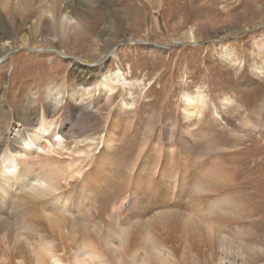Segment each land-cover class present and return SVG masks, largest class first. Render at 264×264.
<instances>
[{"label":"bare ground","instance_id":"obj_1","mask_svg":"<svg viewBox=\"0 0 264 264\" xmlns=\"http://www.w3.org/2000/svg\"><path fill=\"white\" fill-rule=\"evenodd\" d=\"M31 8L38 16L20 35L27 46L35 45L37 35L70 40L87 6L75 0H0V54L16 41V30L5 25L21 24ZM188 38L197 36L190 31ZM250 46L264 52L262 39ZM124 75L73 64L47 95L59 97L64 86L80 105L30 101L12 109L2 92L0 264H264V97L243 106L218 98V113L234 111L238 123L223 117L230 128L217 133L222 143L191 155L188 148L206 137L205 116L215 111L204 97L186 93L180 119L167 122L168 147L152 142L156 122L146 121L143 143L131 160H123L118 151L128 148L124 137H134L140 109L136 85ZM119 90L123 94L114 102ZM95 94L102 95L106 113ZM96 115L105 126L94 149L88 140Z\"/></svg>","mask_w":264,"mask_h":264},{"label":"rangeland","instance_id":"obj_2","mask_svg":"<svg viewBox=\"0 0 264 264\" xmlns=\"http://www.w3.org/2000/svg\"><path fill=\"white\" fill-rule=\"evenodd\" d=\"M75 1L87 6L83 8L86 16L70 40L37 35L34 46L22 44L20 35L38 16L34 8L25 12L22 25L15 21L9 28L5 25L7 30H16V41L14 45L5 44L0 54V97L5 89L12 109L30 101L38 106L49 101L63 107L69 102L80 105V100H70L64 86L59 97L47 95V88L67 75L73 64H95L104 75L119 70L136 85L132 92L137 97L135 105L140 107L134 117L135 135L124 137L122 146L128 148L118 151L123 160H131L144 141L146 121L156 122L152 142L168 147V131L172 128L168 123L180 119L178 105L186 93L204 97L208 108L215 111L214 116H205L202 126L206 137L188 148L191 155L222 143L217 133L227 134L230 128L223 117H233L232 122L238 123L234 111L227 110L224 116L218 113V98L228 97L234 106L251 104L256 97L257 102L263 99L264 52H253L250 45L254 40H264V0ZM190 31L197 36L193 42L188 38ZM215 34L219 37L213 38ZM68 83L73 84L72 79ZM122 94L119 90L114 102ZM94 97L95 104L102 107L101 113H106L108 106L102 95ZM159 111L166 113L164 117ZM215 114L217 122H212ZM95 117V133L88 140L94 149L105 126L102 116Z\"/></svg>","mask_w":264,"mask_h":264}]
</instances>
